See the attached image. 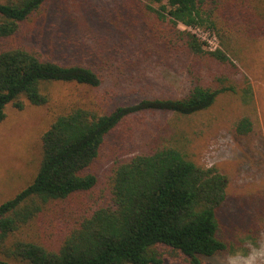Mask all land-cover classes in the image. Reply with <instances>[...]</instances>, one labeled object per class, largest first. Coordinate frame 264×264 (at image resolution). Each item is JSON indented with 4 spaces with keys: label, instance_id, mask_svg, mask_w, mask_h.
<instances>
[{
    "label": "rangeland",
    "instance_id": "obj_1",
    "mask_svg": "<svg viewBox=\"0 0 264 264\" xmlns=\"http://www.w3.org/2000/svg\"><path fill=\"white\" fill-rule=\"evenodd\" d=\"M145 2L159 8L167 0ZM203 10L220 28L205 24L192 32L207 49H225L235 67L171 46L169 26L138 0H46L14 36L0 38V49L21 46L44 60L91 67L101 78L96 87L51 82L48 104L37 106L22 98L23 109L5 107L0 122V203L33 180L42 133L72 106L106 113L143 98H180L198 84L215 87L219 76L236 86L235 92L220 93L210 107L190 115L142 110L125 117L105 136L87 169L96 176V185L45 205L40 217L0 240L1 258H7L16 240L56 247L86 211L111 203L110 181L118 163L170 144L203 167H217L229 179L219 211L227 250L201 257L202 264H264V33L241 28L264 26V0H203ZM179 28L187 29L183 24ZM243 116L254 122L246 136L234 131ZM163 264L187 263L168 257Z\"/></svg>",
    "mask_w": 264,
    "mask_h": 264
},
{
    "label": "trees",
    "instance_id": "obj_2",
    "mask_svg": "<svg viewBox=\"0 0 264 264\" xmlns=\"http://www.w3.org/2000/svg\"><path fill=\"white\" fill-rule=\"evenodd\" d=\"M45 1L0 0V38L14 36L21 23L38 12ZM138 1L169 26L171 46H183L195 56H208L235 67L225 49H207L194 33L179 28V24H207L205 27L219 30L211 15L205 14L203 0H167L159 8L147 0ZM241 28L264 33V26ZM51 82L96 87L101 78L85 65L44 60L21 46L1 48L0 122L7 105L23 109L22 98L37 106L48 104L47 85ZM216 82L215 87L195 85L184 97L143 98L106 113L83 106L59 113L41 135V159L33 180L0 203V240L40 217L49 202L90 191L97 179L87 169L97 158L105 136L125 117L142 110L190 115L210 107L220 93L236 91L226 76L217 77ZM247 90L251 91L249 85ZM253 129L249 116L234 125L240 136ZM228 185L227 175L217 167L199 165L174 145L155 146L115 166L110 181L111 203L86 211L56 247L16 240L7 250V258L0 257V264H163L168 257L202 264L201 257L227 250L219 211Z\"/></svg>",
    "mask_w": 264,
    "mask_h": 264
},
{
    "label": "built area",
    "instance_id": "obj_3",
    "mask_svg": "<svg viewBox=\"0 0 264 264\" xmlns=\"http://www.w3.org/2000/svg\"><path fill=\"white\" fill-rule=\"evenodd\" d=\"M185 26V25H184ZM185 27H187V30H189V31H191L192 32V30L191 29H194V28H196V27H198V26H196V27H190V26H185ZM192 33H194L197 37H199L198 35H197V33L194 31V32H192ZM209 49H214V48H209Z\"/></svg>",
    "mask_w": 264,
    "mask_h": 264
}]
</instances>
